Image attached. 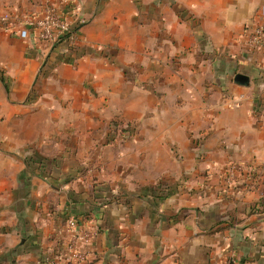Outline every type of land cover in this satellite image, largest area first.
<instances>
[{"label":"crops","instance_id":"1","mask_svg":"<svg viewBox=\"0 0 264 264\" xmlns=\"http://www.w3.org/2000/svg\"><path fill=\"white\" fill-rule=\"evenodd\" d=\"M70 1L73 46L0 27V264H48L71 217L98 231L83 264H264V55L247 47L264 0ZM233 162L261 191L224 185Z\"/></svg>","mask_w":264,"mask_h":264},{"label":"built area","instance_id":"2","mask_svg":"<svg viewBox=\"0 0 264 264\" xmlns=\"http://www.w3.org/2000/svg\"><path fill=\"white\" fill-rule=\"evenodd\" d=\"M70 0H43L39 16L10 13L0 15V27L12 35L38 44H68L73 46L78 37L76 25L69 18ZM258 25L248 35L247 47L253 52L264 55V8ZM264 95V90H263ZM224 185L230 189L241 187L246 191L259 192L263 186L262 169L253 164L233 162L226 166L222 175ZM255 209V210H254ZM264 209V193L261 192V203L252 208L259 212ZM67 243L55 251L48 264H83L90 256L87 246L98 236L96 228L87 226L71 217L66 223ZM234 258L224 264H235Z\"/></svg>","mask_w":264,"mask_h":264},{"label":"water","instance_id":"3","mask_svg":"<svg viewBox=\"0 0 264 264\" xmlns=\"http://www.w3.org/2000/svg\"><path fill=\"white\" fill-rule=\"evenodd\" d=\"M235 82L240 85H247L249 79L247 76L239 74L235 77Z\"/></svg>","mask_w":264,"mask_h":264},{"label":"trees","instance_id":"4","mask_svg":"<svg viewBox=\"0 0 264 264\" xmlns=\"http://www.w3.org/2000/svg\"><path fill=\"white\" fill-rule=\"evenodd\" d=\"M255 210V209H254Z\"/></svg>","mask_w":264,"mask_h":264}]
</instances>
